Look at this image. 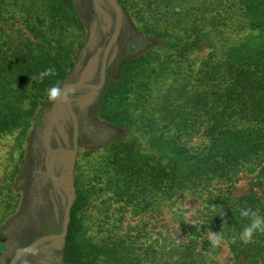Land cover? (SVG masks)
Instances as JSON below:
<instances>
[{
  "label": "trees",
  "instance_id": "trees-1",
  "mask_svg": "<svg viewBox=\"0 0 264 264\" xmlns=\"http://www.w3.org/2000/svg\"><path fill=\"white\" fill-rule=\"evenodd\" d=\"M13 1L32 38L15 45L6 36L1 0L0 137L25 133L35 120L43 126L42 110L52 103L48 90L62 87L89 45L74 0ZM117 2L143 40L120 60L117 80L78 90L100 94L98 120L143 134L152 152L136 139L110 143L90 167L87 184L76 180L64 263L217 264L219 248L206 238L217 234L236 264H264V233L251 242L239 238L252 220L241 210L264 216V0ZM211 35L218 43L197 63L193 54ZM47 69L54 73L41 78ZM244 174L254 176L251 189L235 197ZM108 193L113 198H101ZM184 196L203 202L198 225L180 219L185 243L145 229L124 232V214L160 217ZM98 200L119 207L108 223L88 225L83 212ZM17 203L0 198V228ZM91 229L105 234L101 244L86 237Z\"/></svg>",
  "mask_w": 264,
  "mask_h": 264
},
{
  "label": "rangeland",
  "instance_id": "rangeland-1",
  "mask_svg": "<svg viewBox=\"0 0 264 264\" xmlns=\"http://www.w3.org/2000/svg\"><path fill=\"white\" fill-rule=\"evenodd\" d=\"M3 2L7 9L4 24L6 36L15 45L31 40L32 37L23 24V16L16 9L14 1ZM113 2L116 8L105 0H74L75 7L85 24L89 45L78 57L76 65L61 88L71 84L100 86L101 61L117 30V9L122 13V24L116 41L109 48L107 56L109 76L105 74V81L119 78L120 60L132 53L133 44L143 40L138 31V24L123 13L117 0ZM145 39L147 42L148 38ZM218 40L216 36L211 35L210 40L193 54V59L198 63L207 57L211 51L210 45L218 43ZM230 40L233 41V38ZM150 41L148 43H152ZM151 45L153 46V43ZM68 99L78 122V149L75 154H73L75 126L62 99L52 102L42 110L44 122L42 127H37L35 120L25 133L15 132L0 137V198H16L18 202L16 210L6 218L0 228V264H11L20 251L43 238L63 234L70 199L67 186L72 189L76 198V180L81 179L83 185L87 184L86 176L90 167L110 143L136 139L144 149L152 152L143 134L130 133L98 120L95 111L100 94L75 89V93ZM37 117L38 115L36 119ZM194 143L198 144V139ZM54 150H66L69 153L58 152L52 155L49 159V169L46 170V157ZM253 178L251 175H241L234 186L233 195L235 197L247 195ZM10 187L13 188L11 195L7 192ZM101 198L113 197L108 193ZM100 201L90 203L84 210L82 217L86 224L91 225L95 220H103L102 224L108 223V216H112L119 207L111 202L103 204ZM202 208L201 200L184 196L175 206L167 204L163 207L160 217L153 214L139 216L124 214L123 229L124 232H129L132 228L138 231L145 229L154 238L160 233L171 236L179 243H185L186 236L180 219L188 225L196 226L201 222ZM108 229L107 227L103 231ZM91 230V234H87L86 237L101 244L105 234L97 235L94 229ZM210 236L207 235L206 238L210 239ZM64 240L65 238L44 242L16 259L14 264H65ZM216 244L219 248L216 263L236 264L228 246L220 241Z\"/></svg>",
  "mask_w": 264,
  "mask_h": 264
},
{
  "label": "water",
  "instance_id": "water-1",
  "mask_svg": "<svg viewBox=\"0 0 264 264\" xmlns=\"http://www.w3.org/2000/svg\"><path fill=\"white\" fill-rule=\"evenodd\" d=\"M105 1H107L113 7H115V8L117 7L116 4L113 2V0H105ZM117 14H118L117 30H116V34H115L113 40L109 44V47L104 52V56H103L104 62H103V67H102L101 84H100V86L98 88H96L98 90L102 88V86L104 84V81H105V73H106V69H107V56H108L109 48L116 41V39H117V37L119 35V32H120V27H121V24H122V13H121V11L119 9H117ZM70 87L71 88H74V89H90L91 88L89 85H85V84H71V85H66L63 88H70ZM64 102L66 104V108H67L68 114L73 118V121H74L75 130H74V134H73V140H74V152H73V154H75L76 151H77V149H78V143H77V137H78V122H77V119H76V117L74 116V114L72 112V108H71V104H70L69 99H67ZM58 152H61V153H69L66 150H54V151H51L47 155V157H46V161H45L46 170L49 169V159H50V157L52 155H54L55 153H58ZM67 188H68L69 193H70V199H69V204H68V207H67V213H66L67 218H66V222H65V227H64L63 234L62 235H59V236H51V237H48V238H43L40 241L34 243L33 245H31V246L23 249L22 251H20L15 256V258L13 259V261L11 262V264H14V262L16 261V259H18L19 257H21V256L25 255L26 253L30 252L34 248L42 245L44 242H47V241H50V240H57V239L63 240L66 237L67 230H68V224L70 222V212H71V208H72L73 202L75 200L74 193H73L72 189L70 187H68V186H67Z\"/></svg>",
  "mask_w": 264,
  "mask_h": 264
},
{
  "label": "clouds",
  "instance_id": "clouds-1",
  "mask_svg": "<svg viewBox=\"0 0 264 264\" xmlns=\"http://www.w3.org/2000/svg\"><path fill=\"white\" fill-rule=\"evenodd\" d=\"M54 73L53 69H47L45 72L40 74L41 78L52 75ZM75 93L74 88H61L59 86H54L48 90L49 98L52 102L58 100L66 101L71 95ZM243 217L252 216V220L247 224L243 231L240 233L239 238L244 242H251L254 238V234L257 232L264 233V216L260 215L258 211L252 209H243L240 213ZM213 244L218 243L221 237L217 234H212L210 236Z\"/></svg>",
  "mask_w": 264,
  "mask_h": 264
}]
</instances>
